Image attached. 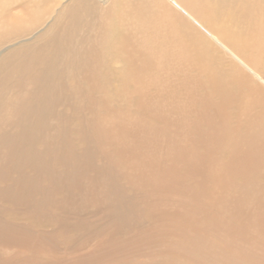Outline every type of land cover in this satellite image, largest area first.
Listing matches in <instances>:
<instances>
[{
  "label": "bare ground",
  "instance_id": "6f19581e",
  "mask_svg": "<svg viewBox=\"0 0 264 264\" xmlns=\"http://www.w3.org/2000/svg\"><path fill=\"white\" fill-rule=\"evenodd\" d=\"M0 264H264V0H0Z\"/></svg>",
  "mask_w": 264,
  "mask_h": 264
},
{
  "label": "rangeland",
  "instance_id": "374dc122",
  "mask_svg": "<svg viewBox=\"0 0 264 264\" xmlns=\"http://www.w3.org/2000/svg\"><path fill=\"white\" fill-rule=\"evenodd\" d=\"M15 10H17V9H15ZM234 111H235V113H236V110H234ZM234 111H233V109L231 110V112H233V113H234ZM231 112H230V113H231ZM235 113H234V114H235ZM143 116H144L145 118H147V119L150 118V117H148L147 115H145V113L143 114ZM232 116H233V114H232ZM233 117H234V116H233ZM154 121H155V120H154ZM155 122H156V121H155Z\"/></svg>",
  "mask_w": 264,
  "mask_h": 264
}]
</instances>
